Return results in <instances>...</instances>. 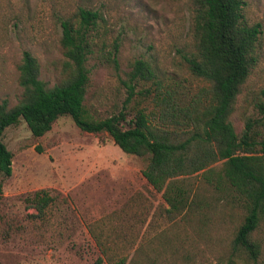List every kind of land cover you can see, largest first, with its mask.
Segmentation results:
<instances>
[{
	"label": "rangeland",
	"instance_id": "1",
	"mask_svg": "<svg viewBox=\"0 0 264 264\" xmlns=\"http://www.w3.org/2000/svg\"><path fill=\"white\" fill-rule=\"evenodd\" d=\"M245 1V17L261 25L262 35L257 65L232 117L237 132L244 127L246 100L264 90V0ZM78 7L99 10L108 20L107 46L99 55L116 40L120 44L121 71L98 56L91 60L87 103L99 116L121 109L127 97L121 78L138 59L150 62L158 80L187 106L204 95L206 82L191 74L185 60L193 49L191 0H0V101H20L18 65L25 51L39 60L41 79L50 87L62 80L59 18ZM248 114L259 116L252 107ZM2 139L14 157L12 176L0 175V264H96L99 258L110 264L93 235L115 259L129 254L128 263L141 240L156 245L169 238L157 264H254L232 248L241 206L198 183L199 209L169 218L161 194L143 176L147 160L125 154L106 133L84 132L64 116L43 137H34L21 121ZM41 190L54 198L43 213L26 201ZM255 239L262 246L258 264H264V224Z\"/></svg>",
	"mask_w": 264,
	"mask_h": 264
},
{
	"label": "trees",
	"instance_id": "2",
	"mask_svg": "<svg viewBox=\"0 0 264 264\" xmlns=\"http://www.w3.org/2000/svg\"><path fill=\"white\" fill-rule=\"evenodd\" d=\"M191 3L193 49L185 60L191 74L206 82L204 95L187 106L177 92L158 80L150 62L138 59L121 78L127 93L121 109L106 116H99L87 103L91 60L98 56L121 71L119 41L111 45L108 54L99 55L107 46L105 14L78 7L72 15L61 16L62 80L50 87L41 79L39 60L25 51L18 65L21 99L15 106L0 101V175L7 179L13 174L14 156L2 139L7 129L24 121L31 134L40 138L58 119L69 116L82 131L106 133L125 154L147 160L143 176L161 194L169 218L184 219L199 209L195 189L200 183L223 201L241 206L244 216L232 248L258 264L262 246L255 234L264 224V90L246 100L240 132L232 117L258 62L261 25L247 21L245 0ZM148 102L155 107L151 111L144 105ZM250 107L258 117L249 116ZM26 201L43 213L54 198L41 190ZM93 237L110 264H157L165 245L171 246L169 238L156 245L154 239L147 244L141 240L128 263L129 254L115 259L101 240ZM96 264H104V259L99 258Z\"/></svg>",
	"mask_w": 264,
	"mask_h": 264
}]
</instances>
